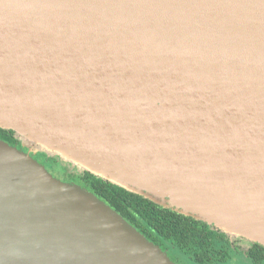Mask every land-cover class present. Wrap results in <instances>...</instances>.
Returning <instances> with one entry per match:
<instances>
[{
	"label": "water",
	"instance_id": "obj_1",
	"mask_svg": "<svg viewBox=\"0 0 264 264\" xmlns=\"http://www.w3.org/2000/svg\"><path fill=\"white\" fill-rule=\"evenodd\" d=\"M0 127L264 246V0H0ZM33 150L0 139V264H176Z\"/></svg>",
	"mask_w": 264,
	"mask_h": 264
},
{
	"label": "trees",
	"instance_id": "obj_2",
	"mask_svg": "<svg viewBox=\"0 0 264 264\" xmlns=\"http://www.w3.org/2000/svg\"><path fill=\"white\" fill-rule=\"evenodd\" d=\"M0 139L29 151L14 130L0 127ZM31 154L55 177L78 183L93 192L155 244L175 246L181 253L189 255L194 264L226 263L230 259L232 243L228 233L164 207L91 171H74L59 156H51L43 151H31ZM246 254L252 264H264L263 245L253 243Z\"/></svg>",
	"mask_w": 264,
	"mask_h": 264
},
{
	"label": "rangeland",
	"instance_id": "obj_3",
	"mask_svg": "<svg viewBox=\"0 0 264 264\" xmlns=\"http://www.w3.org/2000/svg\"><path fill=\"white\" fill-rule=\"evenodd\" d=\"M23 145L25 147H30L38 149L39 151H43L48 153L51 156H59V158L65 162L68 163L71 167L72 170L77 171V172H82L84 171L83 167L71 160H67L64 157H62L60 154L52 152L51 150L47 149L46 147L30 140L29 138H25L22 140ZM30 145V146H27ZM34 152V150L32 151ZM52 173V172H51ZM53 174V173H52ZM58 178V177H57ZM229 236L231 237V240H233V249L231 250V259L227 263H216V264H250L246 256L244 255L245 249L253 242L246 237H243L238 234L230 233ZM234 247H239V249H234ZM162 251L176 264H194V262L191 261V258L189 255H185L181 253L180 251L177 250L175 246H171L166 244L165 246H160Z\"/></svg>",
	"mask_w": 264,
	"mask_h": 264
},
{
	"label": "flooded vegetation",
	"instance_id": "obj_4",
	"mask_svg": "<svg viewBox=\"0 0 264 264\" xmlns=\"http://www.w3.org/2000/svg\"><path fill=\"white\" fill-rule=\"evenodd\" d=\"M34 154H36V153H34ZM230 242L232 243L231 244V248L233 249V240H231V237H230ZM252 246V244L251 245H249L248 247H247V249H245V251H244V255L246 256V259H247V261L250 263V264H252L251 263V261H250V258L247 256V254H246V251H248V249L250 248ZM234 249H239V247H234ZM230 255H231V253H230ZM230 259H231V256H230ZM229 259V260H230ZM228 260V261H229ZM227 263V262H226Z\"/></svg>",
	"mask_w": 264,
	"mask_h": 264
}]
</instances>
